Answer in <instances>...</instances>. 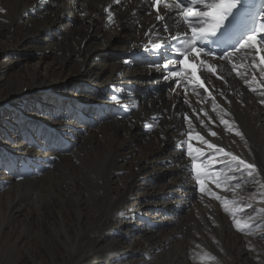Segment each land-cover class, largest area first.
<instances>
[{
  "label": "bare ground",
  "instance_id": "1",
  "mask_svg": "<svg viewBox=\"0 0 264 264\" xmlns=\"http://www.w3.org/2000/svg\"><path fill=\"white\" fill-rule=\"evenodd\" d=\"M110 3L0 0L6 9L0 13V264H264V223L258 221L251 235L237 231L220 201L199 192L191 161L177 148L187 140V113L194 138L199 132L264 169V106L227 73L222 82L210 81L219 105L214 112L207 93L185 104L181 96L147 92L148 84L159 83L158 73L148 68L122 57L93 59L99 50L133 48L155 24L142 11L145 3L132 0L114 6L115 24L107 25L103 8ZM30 40L39 42L42 60L30 68L15 65L21 55L7 52L24 50ZM74 75L83 86L65 98L36 92L38 101L25 109L26 93L44 87L54 92ZM129 92L138 100L131 111L111 99L121 94L130 107ZM79 99L99 105L89 106L90 121L80 114L87 107ZM217 112L235 121L247 147L224 132ZM197 115L217 137L208 135ZM153 116L161 117L158 126ZM146 123L154 125L151 130ZM193 144L206 147L195 139ZM167 159L173 163H161ZM208 187L232 199L231 192ZM251 191H240L245 203ZM259 208L264 204L253 202L238 218Z\"/></svg>",
  "mask_w": 264,
  "mask_h": 264
},
{
  "label": "snow or ice",
  "instance_id": "2",
  "mask_svg": "<svg viewBox=\"0 0 264 264\" xmlns=\"http://www.w3.org/2000/svg\"><path fill=\"white\" fill-rule=\"evenodd\" d=\"M122 4L124 0H111V3L103 8L107 25L115 24L117 13L113 11V7ZM148 7L147 15L154 16L156 23L143 32L147 43L136 46L140 48L136 55L140 56L141 63L148 65L149 74L152 71L158 73L173 93L179 94V90L183 88L185 104H190L187 99L189 91L199 96V89H204L212 99L215 112L219 105L197 73L215 74V62H227L231 65L232 72L243 81L250 92L258 96L259 104L264 106V0H148ZM137 11L133 9V15ZM4 12L6 9L0 7V13ZM80 15L84 17L85 13L81 11ZM137 26L143 27L139 24ZM128 62L130 61H125ZM189 62L197 66L195 71L187 66ZM220 67H223V63ZM218 79L223 77L219 76ZM220 95L224 94L221 92ZM111 99L128 111L138 106V100L131 92L127 97L130 107L121 94H114ZM175 107L173 105V109ZM199 111L205 116L208 115L203 108ZM163 115L161 113V117ZM161 117H152V120L157 121V126ZM217 117L224 126L225 133H234L243 141L244 147L248 146L244 133L235 121L224 119L219 112ZM183 119L187 121L189 131L187 140L180 141L177 148L182 152L186 151L191 161L195 186H198L202 195L209 194L220 201L224 212L231 216L237 231L251 235L258 221L264 223V208L256 209V215L246 218L238 216L246 209L252 208L253 202L264 204V169L258 168L255 162H249L242 155L211 142L199 132L194 138L189 115L184 113ZM196 119L207 128L210 137L218 136L217 131H213L198 115ZM209 121L214 123L211 117ZM145 126L151 130L154 125L146 123ZM160 138L166 139L163 131ZM194 139L206 147H194ZM232 143L235 144L236 141L233 140ZM161 163L172 164L173 161L167 159ZM209 184H214L223 192H231L232 199L218 195L208 187ZM247 189L252 191L247 198L248 202L245 203V198L239 193ZM118 215L122 216L123 213ZM208 258L217 259L211 255Z\"/></svg>",
  "mask_w": 264,
  "mask_h": 264
},
{
  "label": "rangeland",
  "instance_id": "3",
  "mask_svg": "<svg viewBox=\"0 0 264 264\" xmlns=\"http://www.w3.org/2000/svg\"><path fill=\"white\" fill-rule=\"evenodd\" d=\"M55 32H56V30L54 31V33ZM45 36H48V34L45 33L44 37ZM30 42H31V44L29 46H27L22 51H16V50L11 49L10 52H7V55L9 54V56H11L13 54H17V53L19 55H21L20 60L15 62V65H19L20 64V65L24 66L25 68H30V67L36 66L38 61L42 60V58H39V52L36 49V46L39 44V42L35 41V40H30ZM117 52L118 51H115L113 48L112 49L107 48L105 50H99L95 55H92V58L95 59V58L98 57V58H101V59H107V58L110 59L111 57L117 55L116 54ZM49 60L50 59L47 56L45 58V62H48ZM19 71H20V69H17L16 73H18ZM11 72H14V71L11 70ZM3 76H6V75H3ZM2 80L3 79H1L0 83L2 82ZM81 86H83V82H82L81 78L79 76L74 75V76L70 77L69 79H67L64 83L59 84L58 86H56V89H55L54 92H51L53 90V88L44 87V88L38 89L35 92L26 93L24 95V98L27 101L25 109L28 110L30 107L35 105V102L38 101V99L36 97H34V96H36V92H39L42 95H48L49 97H53V96L58 97V96H60L62 98H65L66 97L65 93H67L68 91L76 90L77 87L79 88ZM61 90H64V94L60 93ZM100 93H101V91H100ZM68 99H69V97H68ZM78 105H84L85 107H87V111H84L83 109H81V111L83 110L84 113H80L81 111L79 113L85 119H88L89 121H90V119H89L90 115L88 114V111H89V109H91L89 106H92V105L93 106H99L97 104L89 105V102L86 99H79L78 100ZM17 108L20 109L21 112L26 113L25 112L26 110H24V108L19 107V106ZM4 111L5 110L3 109V114H4ZM0 118H2V117H0ZM25 118L35 119V116L28 114V115H26ZM3 120H4V118H3ZM40 122L43 123L44 121H40ZM75 124H77L76 126H79L80 124H84V123H79V122L75 121ZM85 124L89 125V123H87V122H85ZM50 129H51V131L55 130V128H53V127H50ZM35 139L36 138L34 136V138L32 140L34 141ZM36 140H38V142H39V139H36ZM67 152H68V149H67V151L65 153H67ZM165 175H167V174H165ZM165 175L161 176L164 180L166 179L165 177H167ZM138 189H139V191L141 190L140 188H138ZM173 211H175V210H173ZM136 231H137L136 229L133 230L131 235H129V238H131L132 235H134ZM1 249H2V247L0 246V250Z\"/></svg>",
  "mask_w": 264,
  "mask_h": 264
}]
</instances>
